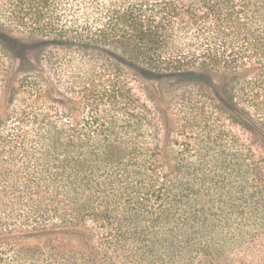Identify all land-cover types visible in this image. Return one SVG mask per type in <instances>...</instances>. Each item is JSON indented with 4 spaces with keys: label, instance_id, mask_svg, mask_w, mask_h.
Instances as JSON below:
<instances>
[{
    "label": "trees",
    "instance_id": "1",
    "mask_svg": "<svg viewBox=\"0 0 264 264\" xmlns=\"http://www.w3.org/2000/svg\"><path fill=\"white\" fill-rule=\"evenodd\" d=\"M12 30L108 59L111 53L156 73L227 74V104L264 131V0H0V237L91 234L97 238L83 247L105 264L127 236L149 253L174 260L186 253L191 264H264L263 150L251 147V178L231 187L233 173L240 177L236 162L219 176L215 165L205 172L200 151L190 161L185 149L171 147V163L158 143L141 147L133 134L142 126L133 120L142 111L118 124L127 96L117 83L100 93L114 106L106 121L86 96L75 106L54 97L49 68L47 75L31 65L16 71L2 104L14 66L6 43ZM15 243V264L93 260L75 257L61 242L27 246L23 258Z\"/></svg>",
    "mask_w": 264,
    "mask_h": 264
},
{
    "label": "rangeland",
    "instance_id": "2",
    "mask_svg": "<svg viewBox=\"0 0 264 264\" xmlns=\"http://www.w3.org/2000/svg\"><path fill=\"white\" fill-rule=\"evenodd\" d=\"M9 35L6 43L13 51L14 66L2 93V104L6 103L13 84L12 75L16 71L28 72L31 65L46 75L45 70L50 69L57 82L50 85V93L54 97L75 106L81 97L86 96L94 101L95 108L105 110L102 119L112 121L114 106L111 101L101 100L100 93L108 83H117L124 88L121 94L127 96L120 105L124 117L118 115V124L127 121L131 115L134 117L136 111H142L141 119L133 120L142 126L137 135L133 134L134 138L136 136L141 141V147L147 145L154 149L158 143L162 155L171 163L175 156L171 147L185 149L191 156L190 161L200 151L205 172L215 165L212 172H219V176H224L225 172L229 174L230 171L224 167L235 165L236 162L240 164L237 168L241 174L239 177L236 172L233 173L230 186L247 185L251 178L246 173L247 166L252 162L251 147L256 145L259 151H264V131L256 129L251 119L237 107L227 104L223 91L229 75L202 71L156 73L129 64L111 53L108 59L107 54L102 56L99 51L78 44L48 43L18 30H12ZM47 51L50 52V61L47 69H44L41 62ZM121 66L124 68L121 70L123 73L118 71ZM211 155L219 161L210 162ZM96 238L91 234L73 231L0 237V264L16 263L17 258L9 248L14 241L17 248L23 249L19 255L23 258L27 246L61 242L75 257L93 259L98 254L83 246L88 247ZM119 241L120 245L123 244L122 248L117 247L114 252L110 249L104 257L109 260L108 264H191L186 253L174 260L167 254H153L136 247L128 236ZM252 255L256 258V252ZM92 261L90 264H105L101 260Z\"/></svg>",
    "mask_w": 264,
    "mask_h": 264
}]
</instances>
